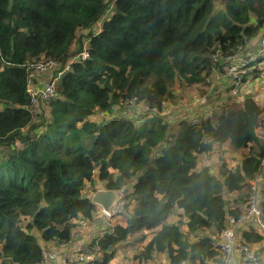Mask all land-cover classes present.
<instances>
[{
  "label": "trees",
  "instance_id": "16d2710c",
  "mask_svg": "<svg viewBox=\"0 0 264 264\" xmlns=\"http://www.w3.org/2000/svg\"><path fill=\"white\" fill-rule=\"evenodd\" d=\"M221 3L0 0V264H39V239L68 243L74 222L98 210L97 189L126 186L129 218L122 225L112 215L111 230L84 245L92 264H109L124 246H133L131 264L163 255L168 264L217 262L227 215H239L250 182L264 174V105L248 94L215 124L176 127L161 112L177 80L205 82L211 53L246 49L263 29L264 0ZM83 49L89 56L70 64L57 97L33 120L27 66L47 58L65 65ZM128 102L144 109L135 120L115 114ZM224 143L241 158L236 166L220 157L216 173L196 167ZM262 207L264 221V199ZM177 209L179 219L169 222ZM243 238L262 240L253 232Z\"/></svg>",
  "mask_w": 264,
  "mask_h": 264
},
{
  "label": "built area",
  "instance_id": "2783aa9c",
  "mask_svg": "<svg viewBox=\"0 0 264 264\" xmlns=\"http://www.w3.org/2000/svg\"><path fill=\"white\" fill-rule=\"evenodd\" d=\"M262 55H264V35L258 41L256 49H243V47L239 45L234 49L233 54L226 55L225 57L220 55L219 49H216L210 54V64L208 65L206 74L209 79L205 81L206 85H210L211 87V80L216 82L225 80L224 82L228 84L231 82L235 88L240 82L241 77L252 71L258 58ZM88 56L87 50L83 49L80 53L67 61L65 65H61L54 59L47 58L33 61L27 66V91L30 95L28 109L33 120H36L38 114L41 113L45 103L57 97V82L62 74L69 69L70 64L76 59L84 60ZM36 78L39 79V82L38 84H33ZM262 163H264V158L262 159ZM263 199L264 186L260 183L259 177L256 176L250 182V193L245 202L244 209L238 216L227 215L225 226L218 234V250L224 263L231 261L235 254L239 255L241 264H253L256 262L254 252L246 245L237 241V234L242 227L249 223L258 225L264 232V221L262 219ZM117 200L119 201V199ZM116 201L112 204L110 212H105L102 209L100 210V212L104 214L106 221L111 219L112 215L119 214L123 210L125 201L122 200L120 201L121 203ZM78 252L79 254L76 256L75 261L84 264L93 260L91 254H83L81 249H78ZM43 257L49 264H51L50 262L53 260L56 261V264H68L69 262V259L66 258L59 260V257H57L55 253L43 254ZM180 264H186V262L181 261Z\"/></svg>",
  "mask_w": 264,
  "mask_h": 264
},
{
  "label": "rangeland",
  "instance_id": "374dc122",
  "mask_svg": "<svg viewBox=\"0 0 264 264\" xmlns=\"http://www.w3.org/2000/svg\"><path fill=\"white\" fill-rule=\"evenodd\" d=\"M216 2V6L219 7L218 2ZM109 10L106 11V15H109ZM106 15L104 17H106ZM85 31H79L76 33V38L79 39L80 33H84ZM244 74L241 77L240 82L236 87L234 88L233 84L230 82V84L221 81L216 82L211 80V84L213 89H217L220 94L217 93H209L210 96H207V91H209L210 85H206V83L203 81L199 84H192V85H181L180 81L177 80L173 87L171 88L170 95L167 96V99L164 103L163 110L161 112L162 115H165L167 119L170 121L171 125L176 127L177 124H179L181 121H186L188 123H196L199 124V122H204L206 119H210L212 124L216 123V117L220 114H222L224 111H228L233 109L235 107L236 101L241 100V92L244 90V88L247 86V77H251L255 79L257 84V89L255 90V93L257 94L258 98L264 97V88H260L261 85L264 86V69L260 70L259 73L251 76L252 74ZM229 81V80H226ZM261 84V85H260ZM228 87L229 89H227ZM249 87V85L247 86ZM242 89V90H241ZM241 92L239 93V91ZM213 91V90H212ZM234 91V92H233ZM227 95H233V97L229 98ZM227 96V97H226ZM134 102V101H133ZM132 102H128L127 108L119 107V109L115 112V114H124L125 117L129 119H134L137 115L143 111V107L139 106H132ZM139 105V103H137ZM228 106V107H226ZM49 107L46 109V115L48 114ZM136 111V112H134ZM139 112V113H138ZM96 114L92 115L90 117L91 120H98V116H100V111H96ZM38 118V117H37ZM36 118V120H37ZM258 133V130H257ZM261 134V131L260 133ZM220 150L222 153H218L217 151L211 153L208 157H206L203 160H200L197 164V168L201 167L202 165H209L210 171L212 173H216L218 169V162L221 160L220 157L225 159L226 164L229 167H234L237 165V163L240 161V157L237 153L230 150V148L227 146V143H224ZM258 176V175H257ZM261 181H264V177H260ZM94 184L95 186L99 185V182L94 178ZM88 194V193H87ZM124 199H119L118 203H121ZM116 201V202H117ZM127 202V200H124ZM131 210V208H128ZM123 211V210H122ZM120 212L119 213V222H122V225L126 224L127 219L129 216H127L126 212ZM91 222L93 224L87 225L83 232L80 234V240L78 242H83L85 245L90 243V241L93 239L95 235H102L105 231L111 230V227L115 223V218L110 220L108 223H104L106 219L104 216L100 215V208L93 213ZM109 221V220H107ZM123 244L127 245V241L122 242ZM71 244H74L72 242ZM83 244V245H84ZM126 247V246H124ZM133 246H127L125 251L131 252ZM124 251V254L126 253ZM131 254V253H130Z\"/></svg>",
  "mask_w": 264,
  "mask_h": 264
},
{
  "label": "crops",
  "instance_id": "0c3cea01",
  "mask_svg": "<svg viewBox=\"0 0 264 264\" xmlns=\"http://www.w3.org/2000/svg\"><path fill=\"white\" fill-rule=\"evenodd\" d=\"M218 2V6L219 8H222V3L221 0H216ZM216 3V2H215ZM264 35V26L263 29L261 30V32L259 33V35L254 39V41L250 40V42L245 45V47H247V49H256L257 43L258 41L261 39V37ZM251 44V45H250ZM264 69V55L260 56L257 60V62L255 63L252 71L250 74H252L251 76L253 77L254 75H256L257 73H259L260 70ZM39 79L36 78L35 79V83L33 84H38ZM257 82L255 81V79L251 78V77H247V86L249 85V87H245L244 90L241 92V90L239 91V93L241 92V100L236 101V103L234 104L235 107H233L234 110L237 106L238 103H243L244 97L248 94H252V98L254 100V102L259 105L260 107H262L264 105V97L263 98H258L257 94L255 93V90L258 88L257 87ZM261 85V84H260ZM211 90L209 89V91H207V96L209 97L210 94L209 93H217L220 94L219 91L216 89H213V87H210ZM227 89H229L228 87H226ZM260 88H264V86L261 85ZM213 90V91H212ZM234 92V91H233ZM229 98L233 97V95H227ZM226 96V97H227ZM235 99V97H233ZM228 107V106H226ZM101 114V113H100ZM168 120V119H167ZM210 120V119H209ZM169 121V120H168ZM170 122V121H169ZM258 133H260V128H257ZM220 152V151H219ZM203 160V159H202ZM264 175V174H263ZM262 175V177H264ZM259 177V181L262 185H264V181L262 182L260 177L261 175L258 176ZM244 204H241L240 207V211H242L244 209ZM100 207H98L99 209ZM101 210V208H100ZM181 213L180 209H177L175 211V213L173 215H171L168 219L169 222H176L179 217L178 215ZM93 217V216H92ZM119 218V217H118ZM263 218V217H262ZM92 220V219H91ZM91 220L88 221H75V226H73L72 228V237L71 240L68 243L65 244H60L59 242L55 241V240H50L48 242H44L41 239H39V243L41 245V249L43 251V254H48V253H55L57 254V257H59V260H62L64 258L69 259L68 264H81L77 261H75L76 256L79 254L78 249H81V252L84 250V243L83 242H78V240H80V234L83 232V229L89 225V224H93L91 222ZM110 221H105L104 223H108ZM122 224V222H120ZM109 224V223H108ZM187 228L186 226H182V231L186 232ZM244 232H253L256 234H259L262 237V240L256 243H246L244 238H243V233ZM153 234L148 233L147 234V238L146 240H149L152 237ZM217 239V245L219 243V237L218 235L216 236ZM237 241L243 245H246L250 250H252L254 252V255L256 257V262L253 264H264V232L260 229V227L254 223H249L248 225L244 226L241 228V230L238 231L237 234ZM72 242H74V244H71ZM84 244V245H83ZM126 249V247H122L121 250ZM132 250V249H131ZM217 251V255L215 256V258L217 259V262L215 261H211L209 262V264H228V262L224 263L221 259L220 253L218 248L216 249ZM124 254L123 251L119 252V257L112 259L109 264H131L130 259L128 258V256H130L131 252H127ZM87 253V252H86ZM100 256V253H96ZM93 259L95 258L94 254H91ZM94 260H92L89 263H84V264H92ZM231 261L233 262V264H241L240 258L238 254H235L233 256V258L231 259ZM186 264H191L188 263L187 261H185ZM51 264H56V261H51ZM154 263L155 264H168V260L166 256H162L161 258H154ZM39 264H49L48 261H45L44 257L42 259V261Z\"/></svg>",
  "mask_w": 264,
  "mask_h": 264
},
{
  "label": "water",
  "instance_id": "95a60500",
  "mask_svg": "<svg viewBox=\"0 0 264 264\" xmlns=\"http://www.w3.org/2000/svg\"><path fill=\"white\" fill-rule=\"evenodd\" d=\"M126 186L123 191H114L110 189H97L91 195V201L105 212H110L112 204L129 190Z\"/></svg>",
  "mask_w": 264,
  "mask_h": 264
},
{
  "label": "clouds",
  "instance_id": "9594fccd",
  "mask_svg": "<svg viewBox=\"0 0 264 264\" xmlns=\"http://www.w3.org/2000/svg\"><path fill=\"white\" fill-rule=\"evenodd\" d=\"M119 199H123L122 196H121ZM244 205H245V203H244ZM240 212H241V211H240ZM239 214H240V213H239ZM228 264H233V262H232V261H228Z\"/></svg>",
  "mask_w": 264,
  "mask_h": 264
}]
</instances>
